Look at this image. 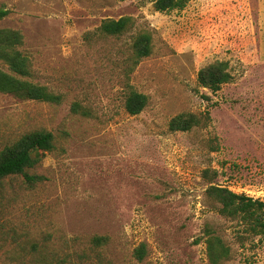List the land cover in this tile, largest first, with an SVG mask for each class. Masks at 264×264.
Returning a JSON list of instances; mask_svg holds the SVG:
<instances>
[{
    "label": "rangeland",
    "instance_id": "374dc122",
    "mask_svg": "<svg viewBox=\"0 0 264 264\" xmlns=\"http://www.w3.org/2000/svg\"><path fill=\"white\" fill-rule=\"evenodd\" d=\"M153 3L0 0V29L20 32L30 62L23 78L60 96L0 91V150L35 130L54 142L26 168L40 180H0V264H264V232L220 214L207 193L217 184L264 201V0L262 32L256 0H188L170 11ZM120 16L132 28L99 32L102 19ZM141 31L152 52L126 74ZM215 60L228 61L232 78L213 92L197 73ZM0 69L13 73L2 59ZM127 83L148 98L136 115L124 108ZM178 113L200 124L172 131ZM213 236L227 247L217 262Z\"/></svg>",
    "mask_w": 264,
    "mask_h": 264
},
{
    "label": "trees",
    "instance_id": "16d2710c",
    "mask_svg": "<svg viewBox=\"0 0 264 264\" xmlns=\"http://www.w3.org/2000/svg\"><path fill=\"white\" fill-rule=\"evenodd\" d=\"M188 0H154V7L158 11H170L181 9ZM6 11L0 9V17ZM134 25V20L130 16H120L118 18L102 19L98 30L105 36H120L127 32ZM22 42L19 31L3 28L0 29V59H2L13 73H8L0 69V91L11 93L19 98L33 99L47 102H58L59 94L53 93L43 85L33 83L23 77L30 73V62L18 46ZM152 43L150 33L141 31L136 33L130 44V54L125 59L127 66L125 73L130 72L139 61L150 55ZM232 75L229 70V63L226 60H215L200 68L197 73V80L203 87L215 92L224 83L231 80ZM125 93L124 108L130 115H136L142 111L147 104V96L144 93L134 90L127 83ZM78 104H73L72 111L77 112ZM86 114V111H83ZM200 124V117L193 113H178L169 121V129L189 130L193 126ZM54 148L53 134L47 130H35L23 134L15 142L5 146L0 150V180L13 174H23L29 181L40 180L41 177L35 174H28L26 168L33 166L40 156ZM207 193L219 204V213L239 219L247 225V230L252 234L264 232V201L254 199L242 193H236L227 187L211 184L207 188ZM208 249L213 261L227 256V247L218 236L209 237ZM92 241L96 245H103L107 241L106 236L95 235ZM146 253V246L140 243L133 251L136 259L142 260Z\"/></svg>",
    "mask_w": 264,
    "mask_h": 264
},
{
    "label": "crops",
    "instance_id": "0c3cea01",
    "mask_svg": "<svg viewBox=\"0 0 264 264\" xmlns=\"http://www.w3.org/2000/svg\"><path fill=\"white\" fill-rule=\"evenodd\" d=\"M256 1H258V12H257V14H256V17H255V19H257V21L259 22V30L258 31H260V32H262V20H261V9H260V3H261V0H256Z\"/></svg>",
    "mask_w": 264,
    "mask_h": 264
}]
</instances>
